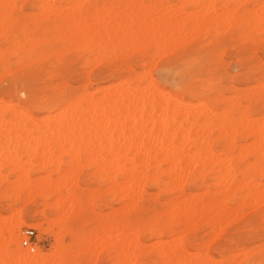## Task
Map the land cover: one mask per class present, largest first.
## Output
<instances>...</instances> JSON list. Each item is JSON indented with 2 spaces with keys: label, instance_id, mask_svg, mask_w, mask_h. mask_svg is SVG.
<instances>
[{
  "label": "snow or ice",
  "instance_id": "obj_1",
  "mask_svg": "<svg viewBox=\"0 0 264 264\" xmlns=\"http://www.w3.org/2000/svg\"><path fill=\"white\" fill-rule=\"evenodd\" d=\"M101 7L112 8L121 12L140 10V17L145 24L149 21L152 26L142 29L135 34L130 47H136V41H142L135 54L126 55L119 48L115 51L86 49L81 47L69 55L59 53L69 43L80 39L76 30V22L85 16L99 14ZM257 25L248 5L233 4H130V5H93V4H40L21 6L19 4H5L3 15L0 17V49L3 50L4 70L7 73L4 82V95L0 100V119L4 122L24 129L35 127L43 128L47 124L52 131L51 142L46 146L53 156L67 151V144L63 138L57 142L55 128L63 127L69 115L84 107V101L91 89L87 86V79L81 76L82 87L73 88L68 80L67 67L75 56L83 53L80 59L95 60L96 63L115 62L127 74L125 84L129 81L153 95L166 98L169 106L181 105L184 108H195L199 117V124L208 129L220 132L222 135L231 129L240 126L252 125L256 122L255 114L251 112L249 100L254 93L259 94L264 102V0H262ZM169 14L175 25L179 26L180 37H187L197 32L210 38L208 33L214 26L216 33L231 32L233 38H238L245 49V56L234 69L228 67L227 58L220 55L226 47L223 41L218 42L209 52L211 55L193 56L190 50L173 47L172 40L177 33L170 29L172 35L161 36L155 27V20L161 13ZM207 29V31H205ZM48 42V50L52 53L44 63H36V53L44 51L38 42ZM51 65V67H49ZM161 68H167L175 77L171 86L160 83ZM260 79L256 87L250 85L255 76ZM240 82L239 85L237 82ZM119 87V86H118ZM259 134L253 140L258 143V153H253L249 163L259 158L261 172V213L259 227L264 235V113L258 122ZM75 150V144H73ZM73 153H68L71 157ZM81 166L87 165L95 169L105 180L111 178V169L121 163L119 154L116 157L101 152L99 148L89 144L87 149L82 147L78 154ZM67 164V159L65 160ZM75 161L68 165L70 170ZM3 170L8 175L2 185L4 202L10 206L14 214L23 212V203L26 196H30L43 182V177L34 175L28 168V157L17 149L15 157L7 152L3 159ZM64 170L62 169V172ZM55 178L53 177V180ZM67 188L70 204H66L68 219L65 224L63 238L57 236L53 252L49 253L52 259L29 260L24 258V249L27 241L20 249L8 246L5 249V258L0 264H89L86 259L93 248L112 239L115 234L125 240L123 258L119 264H143L138 258L141 241L136 236L143 230L142 225L134 216H128L122 223H105L98 218L95 224L101 225L91 233L77 230L72 221L77 206L81 211L90 202L99 207L100 200L97 193L73 191ZM48 193H45L47 195ZM58 196L64 195L61 189ZM102 199V197L100 198ZM15 201V204L12 202ZM233 202V207H235ZM183 209L181 208L180 211ZM164 211H168L166 208ZM169 220L167 215L156 217L150 225L151 231L162 232L158 241H155L156 250L167 254L168 248L174 246L177 253L184 252L189 257L181 264H242L233 256L244 255L246 241L251 238L250 229L255 226V218L247 219L231 225L227 236L223 239L231 241V248H224L221 236L225 232L223 224L219 227L220 235L213 233L203 241L192 240L191 237L181 235L180 226H172L162 231ZM220 240V243H217ZM35 254L36 249L31 250ZM219 253V254H218ZM231 253V254H230ZM158 264H176L174 260L164 259Z\"/></svg>",
  "mask_w": 264,
  "mask_h": 264
},
{
  "label": "bare ground",
  "instance_id": "obj_2",
  "mask_svg": "<svg viewBox=\"0 0 264 264\" xmlns=\"http://www.w3.org/2000/svg\"><path fill=\"white\" fill-rule=\"evenodd\" d=\"M13 1L8 0V3L14 5ZM43 1L40 4H44ZM46 1L48 2H45L46 4H51L55 0ZM71 1L73 4L80 3L79 0ZM81 1L83 2V0ZM178 1L186 4L248 6L253 4V9L245 11L251 12L255 18L254 22L259 24L258 13L262 0ZM1 3L5 5V1L0 0ZM156 3H160V0ZM2 4L1 6H3ZM85 4H89V2L86 1ZM130 4L143 3L129 0L127 5ZM1 8L3 9V7ZM109 10L112 8H108V11L103 8L99 14L94 12V16H85L82 20L77 21L75 26L80 33V39L76 40L74 44L83 45L86 49L104 51H115L119 48L126 55H132L139 47H142V41L139 40L136 41V47H130L133 37L142 29L151 27L152 22L149 21L145 24L140 18L143 14L140 10L125 12L113 10L112 13H108ZM1 11L0 16L2 17L3 12L1 13ZM85 19L88 26H85ZM155 27L162 37L165 34L171 37L170 29L175 30L177 37L172 40L174 48L180 47L186 38L179 36L180 28L173 23L169 14L162 12L158 15ZM199 34L201 33L197 32L190 36L195 40ZM225 34L232 33L218 35L215 27H211L208 35L213 37L211 43L213 47L223 41L222 38ZM126 79L124 78V80ZM259 79H255L251 87H256ZM124 80L120 79L119 84H110L111 86L107 85L105 88L98 86L89 92L84 101V107L79 109L74 117L69 115L63 127L54 129L56 140L59 142L63 138L72 149L75 144L76 150H70L76 152L77 155L82 147V142L85 149L91 144L93 147L99 148L101 152L114 157L119 154L121 163L111 169V178L107 181L109 188L105 193L110 195L107 196L108 198H113L114 204H121V208L112 210L110 213L107 212L109 214L106 213L103 216L101 214V218L106 224L109 222L117 224L122 223L128 216H134L142 225L146 226L145 230L136 236V239L142 243L138 258L143 264H158L164 259L174 260L176 264H181L182 261L189 258L186 253H177L174 246L168 248L167 254L158 252L155 241L152 242L153 245L148 244L149 246H147L142 238H145V235H150L152 239L158 241L162 232L151 231L150 225L156 217L165 215L169 217V220L163 226L162 231H167L168 228L175 225L181 227V235L194 236L199 227L203 226L208 229L206 236L208 237L213 233L220 235L219 227L223 224L225 232L222 236H224L231 225L239 222L238 217L247 200H250L251 204L254 202V204H258L256 203L258 201L260 203L259 158L257 157L254 163H249V160L253 153H258L259 150L258 143L253 140V137L259 134L256 122L259 121L261 113H264V102L261 101L258 92L254 93L249 100L250 110L256 117V122H253L252 125L245 124L238 129L226 131L222 135L218 131L214 133L212 129H208L205 134V126L199 124L195 108L188 109L178 104H172L170 107L168 100L163 96L153 95L150 90L138 89L131 81L125 84ZM51 139L52 131L48 129L47 124L43 128L35 127L26 130L0 119V163H3L6 152L15 157L17 149L22 151L28 159L37 160L51 152L46 147ZM32 166L33 164L30 163L29 167L32 168ZM40 170L45 172L46 176L43 177V182L36 191L27 196L28 201L29 199L45 200L46 208L54 212V217L49 219L45 214H42V218L39 221H34L30 226L37 229L40 234L54 233L56 229L57 241V236L63 238L68 219L65 208L66 204H70L68 192L65 196H58L57 193L61 187L53 180L54 172L47 171L44 166ZM30 171L35 172L33 169ZM68 176L70 177V174ZM209 181L212 182L211 185L208 184ZM68 182L66 180V184L73 191H79L77 184L74 186ZM148 187L155 189L156 194H148ZM45 193L48 194L45 195ZM163 196L166 197L163 198V203L156 204L158 198ZM257 198L259 200L255 201ZM150 201L155 202L153 209ZM233 202H238L235 203V207L232 206ZM90 204L91 202L87 205ZM166 208L168 211H164ZM181 208L182 211H180ZM77 210L83 216L80 227L76 222H73L77 230L93 232L97 226L86 230L89 225L86 210L81 211L79 206H77ZM91 218L89 219L91 220ZM25 226H28V223L22 214L13 213L12 216L2 220L0 227L7 235L3 248L4 254L8 246L21 248L22 228ZM126 239L131 242L130 238H123L117 233L112 239L93 248L87 255L91 260L90 263L97 264L101 258L106 259L109 256L113 257L114 264H119L123 258ZM34 249H36L35 254H32L31 249H24V258L41 261L52 259L49 256V253L52 252L45 253L38 247ZM258 249L259 258L255 260H253L250 250H245L244 255L233 256V258L238 259L242 264H255L258 261L264 264V245ZM106 260L108 261V258Z\"/></svg>",
  "mask_w": 264,
  "mask_h": 264
},
{
  "label": "rangeland",
  "instance_id": "obj_3",
  "mask_svg": "<svg viewBox=\"0 0 264 264\" xmlns=\"http://www.w3.org/2000/svg\"><path fill=\"white\" fill-rule=\"evenodd\" d=\"M3 1H5V4L6 3L9 4L8 0L7 1L3 0ZM41 1H43V0H41ZM41 1L39 0V2H38V0H14L13 2H14V5L19 4L21 6H34V5H40ZM84 1L85 0H83V2L81 0H79V2L82 4H85V2L87 1V2H89V4L100 5V6L103 5L104 6V5H127L129 0H120V1L119 0H112V1L111 0H86L85 2ZM136 1H141L143 4H157L156 2L157 1L159 2V0H136ZM45 2H47V1L46 0L43 1L44 4H46ZM161 3H163V4L179 3V1L178 0H167V1L166 0H160V3H158V4H161ZM1 4H0V11L2 9L1 7L4 6L3 5L4 3L2 4L3 6H1ZM51 4H73V3L71 0H65V1L64 0L63 1L55 0ZM250 6H251V8L249 10L254 8L253 4ZM100 10H103V7H101ZM105 10L108 11V8ZM113 10L114 9L109 10L110 12H108V13H112L111 11H113ZM2 12H3V9L1 11V13ZM108 13H107V15H109ZM86 19L88 21V17ZM86 19H85V21H86ZM92 19H94V18H92ZM89 20H91V19L89 18ZM87 21H86L85 26L89 25V24H87L88 23ZM0 36H2V33H0ZM199 37H200V39H199ZM209 37L210 38L206 39L205 36L202 34L197 35L195 40L191 36L186 37L184 39L185 43L183 42L179 48L180 49L188 48L190 50L191 55H193V56H201V55H209L210 56L211 53L209 52V50L211 48H213V45L211 44L213 42V37L211 35H209ZM188 38H190V39L188 40ZM196 40H198V41H196ZM222 40L225 43L226 47L221 51L220 55L222 57L227 58L228 67H231L234 69L237 65L240 64L241 60L244 58L245 49L241 46L238 38H233L232 34H225L224 37L222 38ZM192 42H194V43H192ZM186 45H189V46H186ZM38 46H42L44 48V51L36 53V55L34 57V61L36 63L42 64L46 60H48L49 56H51L52 53L48 50V42L47 41H44V40L39 41ZM82 46L83 45H76L74 43H69V45L66 48L62 49V51L59 54L61 56L69 55V54L73 53L74 51H78ZM75 49H77V50H75ZM135 53H133V54H135ZM82 55H83V53L75 56V58L69 62V65L66 69L68 80L71 82L73 88H78V87L83 86L81 83V76H80L81 73H83L87 79V86L91 89L90 92H92L98 86L105 88V87H107V85H110V84L115 85L116 83L119 82V80L122 77L127 78L126 72L122 69V67L119 64H116L115 62H111V61L107 62V63H104V62L96 63L95 60L88 61L86 59L82 63H80L79 61H80ZM49 67H51V65H49ZM6 75H7V73L4 70V63H3V50L0 49V100L3 99V95H4V82H5ZM257 78H260L259 75L255 76L254 80ZM174 79H175L174 75L172 73H170L167 68H161L160 83H162L165 86H171ZM237 83H240V82L238 81ZM252 83L250 85H248L246 83V86H253ZM110 86H108V87H110ZM68 147L69 146L67 145V151L66 152H62L61 154L56 155V156H53L52 152H50L49 154H45L44 156H42L41 158H39L37 160H34L33 158L28 159V168H29V170L33 169L35 171L33 173L34 175H39L42 177L46 176V173L43 172L42 170H40L43 166L47 169V171L54 172L53 173V177L55 178L54 181H56L60 185L61 189H64V195L63 196H65L66 192H67V188L65 187L67 185L66 180H68L72 185L77 184L80 192L97 193L98 194L97 198L100 200L99 207L97 208L95 206V204H93V203L85 206L86 212H87L86 213L87 220L89 221V223H88L89 225H88L86 230H89V229L91 230L95 226H97V227L99 226V225L95 224V221L99 216H100L99 218H101V214L103 216V215H106L107 212L110 213L112 210L119 209V208H121V204H119V203L114 204L115 201H113V198L111 197V199H110V197L109 198L107 197L109 194H107L105 192L109 188V185H108L109 182H107L108 180H105L104 177L100 174L98 176V172H96L95 169H90L87 165L81 166L79 164L78 155L76 154V152L74 153L73 152L74 150L71 147H69V148ZM70 149H72L73 151H71ZM39 153H41V152H39ZM68 153H73V155L71 157H69ZM66 159L68 161L67 164L65 163ZM73 161H75V165L70 170H68V165L72 164ZM30 163L33 164L32 168L29 167ZM62 169L64 170L63 172H62ZM69 174H70V177L68 176ZM68 177H69V179H68ZM6 179H8V175L4 172L3 163L1 162L0 163V188H2V185ZM69 182H68V184H69ZM208 184L211 185L212 182L209 181ZM147 191H148V194H150V195L156 194V190L153 189L152 187H148ZM101 197H102V199H100ZM163 198H166V197L163 196L161 198H158V202L156 204L163 203V201H164ZM258 198L255 199V201L260 199V198L259 199ZM24 200L25 201L22 205L23 212L21 214L27 220L28 226H25L22 228V233H23L22 236L23 237L21 238V243H23L25 240H29V238L26 235V231L29 229H32L35 231L34 237L31 238V240H30L33 248H36V247L41 248L44 250L45 253L53 252V245L56 244V236H55V234H56L55 232H57L56 229L54 230L55 232L53 231L54 233L49 232L46 234H40V232H38L37 229L32 228L30 225L34 221H39L42 218V216H41L42 214H45L49 219H53L54 212L52 210H49L48 208H46L45 205L47 204V202L43 199H37V200H30L29 199V201H28V197L26 196L24 198ZM247 201H246V204L244 205V207L242 208V211L240 214L241 216L239 215L238 220L240 222L242 220L247 219L249 216H252L255 218V226L253 229H250L251 238L246 241V250H248V251L250 250L252 252V258H253V260H255V259L259 258L258 247L264 245V235H262L260 227H259V217H260V213H261V204L260 203L261 202L260 203H259V201L256 202L259 204L258 205V204H254L255 202L251 204L250 200L248 202ZM12 203L15 204V201H13ZM48 203H50V202L48 201ZM150 205H152L151 208L153 209L155 202L150 201ZM247 205H249V206H247ZM257 205H258V207H256ZM9 209H10V206L4 202L3 192H2V190H0V223L2 222V220L4 218H6V217L8 218L10 215L11 216L13 215V213H11L12 211H10ZM76 212L78 213V210ZM76 212L74 213L76 215L74 216V214H73V216H72V221L76 222V224L80 227L81 219H83L82 218L83 216H81V214H79V213L77 214ZM109 213H107V214H109ZM243 213H244V216H243ZM150 214H152V213L150 212ZM245 214H246V216H245ZM90 217H92L91 218L92 221L89 219ZM235 217H233V218H235ZM239 222H237V223H239ZM229 228L227 229L224 236H227ZM207 234H208V229H206V227L200 226L199 229L197 230V233L194 236H189V237H191L192 240H203L206 238ZM149 236L150 235H145L144 236L145 238H142V241L144 242L145 245L147 244V246H149L148 244L153 245L155 243L154 241H156V239L154 240V239H152L151 236L150 237ZM224 236H222L221 239H223ZM6 237H7V235L2 231V229L0 227V259L5 257L3 248H4V244L6 242ZM152 242H154V243H152ZM220 242H221L220 240H217V243H220ZM223 243H224V248H222L221 251H226V250L231 248V241L230 240L223 239ZM27 248H28V250H30L29 247H27ZM107 258H108V261L106 260ZM107 258L106 259L101 258V260L97 264H114V261L112 260L113 257L107 256ZM86 259L89 261V264H91L90 263L91 260L89 259V257H87ZM255 264H262V263L258 261Z\"/></svg>",
  "mask_w": 264,
  "mask_h": 264
},
{
  "label": "built area",
  "instance_id": "obj_4",
  "mask_svg": "<svg viewBox=\"0 0 264 264\" xmlns=\"http://www.w3.org/2000/svg\"><path fill=\"white\" fill-rule=\"evenodd\" d=\"M26 235L29 238V240H25V241H27L28 247L32 250L33 249V246H32V243H31L30 240H31V238L34 237L35 231L32 230V229H29V230L26 231Z\"/></svg>",
  "mask_w": 264,
  "mask_h": 264
}]
</instances>
